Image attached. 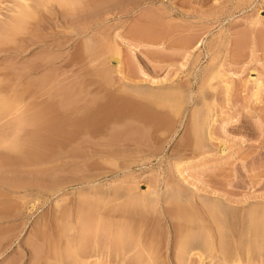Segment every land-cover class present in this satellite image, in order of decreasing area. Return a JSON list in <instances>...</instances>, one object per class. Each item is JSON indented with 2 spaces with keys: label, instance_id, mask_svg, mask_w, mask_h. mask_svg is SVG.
<instances>
[{
  "label": "rangeland",
  "instance_id": "rangeland-1",
  "mask_svg": "<svg viewBox=\"0 0 264 264\" xmlns=\"http://www.w3.org/2000/svg\"><path fill=\"white\" fill-rule=\"evenodd\" d=\"M24 1L0 0V264H264V0H64L71 20ZM124 97L152 119L117 117ZM93 107L112 122L74 134ZM35 111L59 139L33 137Z\"/></svg>",
  "mask_w": 264,
  "mask_h": 264
},
{
  "label": "bare ground",
  "instance_id": "bare-ground-1",
  "mask_svg": "<svg viewBox=\"0 0 264 264\" xmlns=\"http://www.w3.org/2000/svg\"><path fill=\"white\" fill-rule=\"evenodd\" d=\"M23 1H24V0H23ZM26 1H28V0H26ZM29 1H32V0H29ZM42 1H43V0H42ZM52 1H53V0H52ZM55 1H59L58 3H59V5L61 4V6L57 5ZM62 1H64V0H54V1H53V2L55 3L54 5H57V7H58V6L60 7V11H63V9L61 10V8H62ZM73 1L77 2L78 0H77V1H76V0H73ZM79 1H81V0H79ZM79 1H78V2H79ZM24 2H25V1H24ZM43 2H45V3H46V2L50 3V4H47V3H46L47 6H45V4H44V6H45L46 8H47V7L49 8V5H51V3H52L50 0H49V1H48V0H47V1H43ZM43 2L41 3V0H40V2L38 1V3H41V4H43ZM65 2H66V1H65ZM68 2H70V0H69ZM81 2H82V1H81ZM25 3H26V2H25ZM25 3L22 2V4H23L24 7H23L22 5H20L21 8H19V10L17 11V9H18V7H19V3H18V7L15 8V9H16V12L14 11V12L16 13V16L13 18V20H11V22L13 21V22L11 23L12 26H7V28H8V27L11 28V29H15V28H16V29H15V31H16V30H18L17 27H20V29H21V26L24 24V21H25V23H26V19H27L28 21L30 20V16H31L32 14L29 13L30 11L27 10V9L31 6V3H32V2H31L30 4L28 3L29 5H26V7H25V5H24ZM36 3H37V1H36ZM36 3H35V4H36ZM83 3H84V2H83ZM26 4H27V3H26ZM52 4H53V3H52ZM66 4H67V2L65 3V5H66ZM77 4H79V3H77ZM77 4H76V5H77ZM32 5H34V2H33ZM38 5H39V4H38ZM38 5L36 4V7H37ZM65 5H64V2H63V6H65ZM70 5H71V4H70ZM70 5H69V3H68V5L65 6V7H69V11L66 10L67 8H64L65 11H67V12H69V13L71 12V11H70V8H71ZM88 5H89V4H88ZM88 5H87V6H88ZM14 6H15V5H14ZM34 6H35V5H34ZM41 6H42V5H41ZM41 6H39L38 8H42V11L45 10V11L47 12V10L44 8V6H43V7H41ZM72 6H75V5L73 4ZM36 7H35V8H36ZM57 7H54V8H57ZM59 7H58V8H59ZM75 7H77V6H75ZM25 8H26V9H25ZM30 8H31V10H33L32 7H30ZM35 8H34V12H35ZM48 8H47V9H48ZM52 8H53V7H52ZM15 9H13V10H15ZM43 9H44V10H43ZM50 9H51V7H50ZM37 10H38V9H37ZM39 10H40V9H39ZM53 10H54V9H53ZM71 10H73V12H75V11L77 12V11H78V9H76V8H75V11H74V9H71ZM40 11H41V10H40ZM45 11H44V12H45ZM14 12H13V14H14ZM44 12H43L42 15H45V14H46V13L44 14ZM67 12L65 13V12L63 11V12H62L63 15H61V16H67V15H65V14H67ZM73 12H71V14H72ZM76 12H75L74 14H72L73 17L75 16ZM37 13H38V12L36 11V14H37ZM54 13H55V12H54ZM54 13H52V14L54 15ZM64 13H65V14H64ZM69 13H68V14H69ZM29 14H31V15L29 16ZM60 14H61V13H60ZM71 14H70L69 16H71ZM11 16H14V15H11ZM34 16H35V15H34ZM38 16H39V14H38ZM38 16L35 17V18H38V20H39V17H38ZM40 16H41V15H40ZM69 16H67L69 19H70V18H73V17H69ZM28 17H29V19H28ZM67 17H66V18H67ZM31 18H32V17H31ZM43 18H44V16H43ZM64 18H65V17H64ZM64 18H63V19H64ZM68 18H67V19H68ZM74 18H75V17H74ZM74 18H73V19H74ZM48 19H49V18H47V20H48ZM32 20H33V19H31V21H29V22H32ZM35 20H36V19H35ZM41 20H42V19H41ZM70 20H71V19H70ZM44 21H45V20H44ZM72 21H73V20H72ZM29 22H28V23H29ZM258 22H259V19L255 21L256 24H257ZM0 23H1V22H0ZM4 23H5V22H4ZM8 23H9V22H8ZM8 23L6 22V25H7ZM32 23L34 24V22H32ZM43 23H44V22H43ZM33 24H32V25H33ZM40 24H42V23H40ZM1 25H2V23L0 24V26H1ZM3 25H4V24H3ZM8 25H9V24H8ZM27 25H29V24H27ZM30 25H31V24H30ZM37 25H39V24H37ZM4 26H5V25H4ZM33 26H34V25H33ZM14 27H15V28H14ZM22 27H23V26H22ZM27 27H28V26H27ZM7 28H6V26H5L4 29H7ZM35 28H36V25H35ZM24 29L26 30V28H24ZM32 29H33V28H32ZM32 29H31V30H32ZM85 30H86V29H85ZM3 31H6V30H2L1 32H3ZM9 31H11V33H12V30H9ZM19 31L22 32V34H23V32H24V30L22 31V29L19 30ZM19 31H18V32H19ZM1 32H0V34H1V36H3V38H4V35H2ZM13 32H14V30H13ZM77 32H78V31H77ZM77 32H76V34H77ZM79 32H80V31H79ZM85 32L87 33V31H85ZM14 33H16V32H14ZM14 33H12V37L15 36V37H14L15 39H13V41H15V40L17 39L16 34L13 36ZM81 33H82V31H81ZM81 33H80V34H81ZM4 34H9V33H8V32H7V33L5 32ZM42 34H43V33H41V35H42ZM83 34H84V33H83ZM33 35H34V33H33ZM43 35H44V34H43ZM77 35H78V34H77ZM9 36H10V35H9ZM18 36H20L19 33H18ZM34 36H35V37H39L40 35L37 36V35L35 34ZM88 36H89V35H88ZM91 36H93V35H91ZM10 37H11V36H10ZM43 37H44V36H42V38H43ZM89 37H90V36H89ZM0 38H1V37H0ZM3 38L1 39V41H2V40H5L6 38H7V39H10V40L12 39V38H9L8 35H7V37H6L5 39H3ZM40 38H41V36H40ZM40 38H38V39H40ZM69 38H70V37H69ZM38 39H37V41H36L37 43H38ZM67 39H68V38H67ZM72 39H73V38H70V40H72ZM91 39H93V38H91ZM10 40H5V41H8V43H7L8 46H9V43H11V42H9ZM35 40H36V39H35ZM46 40H47V38H46ZM89 40H90V38H89ZM5 41H4V42H5ZM13 41H12V42H13ZM47 41H48V40H47ZM68 41H69V40H68ZM2 42H3V41H2ZM36 42H35V43H36ZM43 42H44V41H43ZM39 43L41 44V40H39ZM91 43H92V42H91ZM0 44H2V43L0 42ZM3 44H4V43H3ZM42 44H43V43H42ZM44 44H46V42H45ZM47 44H48V43H47ZM73 45H74V44H73ZM77 45H78V44H77ZM1 46H5V44H4V45H1ZM6 46H7V45H6ZM6 46H5V47H6ZM75 46H76V45H75ZM75 46H73V47L75 48ZM1 48H2V47H1ZM114 48H116V50H119V49H117V47H114ZM114 48H113V50H114ZM77 50H78V48H77ZM116 50H115V51H116ZM74 52H75V51H74ZM113 52H114V51H113ZM118 52H119V51H118ZM78 53H79V52H78ZM115 53H116V52H115ZM73 54H75V53H73ZM73 54H72V55H73ZM76 54H77V53H76ZM79 54H80V53H79ZM117 54H119V53H116V55H117ZM48 55H49V56H48ZM50 55H52V54H47V56H48V57H47V58H48V61H47V62H50V63H51L50 60H53L52 62H56V61H54V59H51V56H50ZM77 55H78V54H77ZM45 56H46V55H45ZM45 56H44V58H45ZM52 56H53V55H52ZM70 56H71V55H70ZM70 56H69V57H70ZM74 56H75V55H74ZM78 56H79V55H78ZM78 56H77V57H78ZM118 56H119V55H118ZM37 57H38V56H37ZM37 57H36V58H37ZM49 57H50V58H49ZM55 57H56V56H55ZM72 57H73V56H72ZM72 57H70V58H72ZM77 57H76V58H77ZM36 58H35L34 60H36ZM39 58H41V57H38V60H39ZM44 58H41V59H43L42 62H44ZM57 58H58V57H57ZM57 58H56V59H57ZM116 58H117V57H116ZM41 59L39 60V62L41 61ZM49 59H50V60H49ZM34 60H33V61H34ZM38 60H37V62H38ZM45 60H46V59H45ZM67 60H68V59H67ZM69 60H70V59H69ZM71 61H72V60H71ZM32 63H33V62H32ZM34 63H36V61H34ZM45 63H46V62H45ZM73 63H74V62H73ZM117 63H118V64H120V63L122 64L120 58L116 59V64H117ZM37 64H38V63H37ZM42 64H43V63L40 62V63L38 64V65H39V68H38V69L36 68L37 70H35V71L40 70V66H41V67L43 66ZM48 64H49V63H48ZM70 64H71V62H70ZM29 65H31V63H30ZM74 65H75V64H74ZM35 66H36V65H35ZM45 66H46V65H45ZM33 67H34V66L32 65V68H33ZM36 67H37V66H36ZM43 67H44V66H43ZM43 67H42V68H43ZM30 68H31V66H30ZM34 68H35V67H34ZM34 68H33V69H34ZM42 68H41V69H42ZM24 69H25V68H24ZM24 69H23V70H24ZM26 71H27V70H24V72H26ZM29 71H31V70H28V71L26 72V74H27ZM33 71H34V70H33ZM24 72H19V73H20V74L22 73V75H23V77H24V74H25ZM35 73H36V72H35ZM14 75L17 76L18 74L14 73ZM44 75H45V74H44ZM215 75H216V74H215ZM215 75H214V76H215ZM29 77H30V76H29ZM31 77H32V75H31ZM44 77H45V76H43V80L45 79ZM12 78H13V79H12ZM12 78L10 79V81H11V80L14 81V80H15L14 78H17V77H14V76H13ZM25 78H26V75H25ZM33 78H34V77H32L31 79L33 80ZM213 78H214V77H213ZM18 79H19V77H18ZM20 79L23 80V78H22L21 76H20ZM29 79H30V78H29ZM31 79H30V80H31ZM41 79H42L41 76H40L39 80H38V78H37V80H38L39 83H40ZM4 80H5V79H4ZM4 80H2V82L4 83V86H5V81H4ZM26 80H28V79H26ZM26 80H24V82H25ZM45 80H47V79H45ZM45 80H44V82H45ZM48 80H49V79H48ZM48 80H47V81H48ZM8 81H9V80H7V82H8ZM49 81H50V80H49ZM2 82H0V84H1ZM7 82H6V83H7ZM15 82H17V81L15 80ZM22 82H23V81H22ZM22 82H21V84L24 83V82H23V83H22ZM44 82L42 83L43 85H44ZM8 83H9V82H8ZM10 83H11V82H10ZM12 83H13V82H12ZM12 83H11V84H12ZM26 83L28 84V81H27ZM29 83H30V82H29ZM31 83H32V82H31ZM39 83H38V84H39ZM53 83H54V82H53ZM53 83H52V84L50 83V85H52L53 87H55V86L53 85ZM11 84H10V85H11ZM17 84H18V82H17ZM19 84H20V83H19ZM35 84H36V86H33V84H32V86H33V87H37V88L40 87L39 85H41V83H40V84L37 86V82H36V81H35ZM35 84H34V85H35ZM45 84L47 85V82H46ZM55 84L57 85L56 82H55ZM8 85H9V84H8ZM13 85H14V86H13ZM15 85H16L15 83L12 84L13 87H15ZM46 85H44V86H46ZM227 85H228V84H226L225 86H227ZM21 86H22V87H23V86H24V87H25V86L27 87L26 84H25V85L23 84V85H21ZM21 86H17V87H21ZM32 86H31V88H32ZM44 86H42L43 88H42V87L39 88L40 91L36 89V90H37V93H38V94H37V100H38V101H36V103L39 104V105H40L41 103H43L45 100L47 101V99H48V98H46V96H45V95H47V92H46V91H43L44 88H45ZM9 87L11 88V86H9ZM24 87H23V88H24ZM28 87H30V86L28 85ZM56 87H57V86H56ZM229 87H230V86H229ZM259 87H261V85H259ZM5 88H8V87L5 86L3 89H5ZM23 88H22V89H23ZM48 88H51V87H48ZM48 88H46L45 90H47ZM16 89H17V88H16ZM28 89H29V88H28ZM226 89H227V87H226ZM228 89H229V88H228ZM20 90H21V89H20ZM30 90H31V89H30ZM36 90H34V91H36ZM0 91H1V89H0ZM3 91H4V90H3ZM6 91H7V90H6ZM6 91H4V92H6ZM10 91H12V90L10 89ZM15 91H16V90L14 89V92H15ZM18 91H19V90H18ZM22 91H23V90H22ZM26 91H27V90H26ZM34 91H33V92H34ZM38 91H39V92H38ZM14 92H13V93H14ZM23 92H24V91H23ZM29 92H30V91H29ZM29 92H28V93H29ZM31 92H32V90H31ZM7 93H8V92H7ZM10 93H11V92H10ZM15 93H16V92H15ZM34 93H35V92H34ZM108 93H109V91H108ZM108 93H106L107 99H108V96L110 95V93L113 94L112 92H110L109 95H108ZM139 93H140V92H139ZM11 94H12V93H11ZM32 94H33V93H32ZM35 94H36V93H35ZM140 94H141V93H140ZM114 95H115V94H114ZM35 96H36V95H35ZM47 96H48V95H47ZM33 97H34V96H33ZM110 97H111V96H110ZM112 97H113V96H112ZM112 97H111V99H112ZM116 97H117V96H116ZM116 97L114 98V101H112V100H110V101H112V102L115 103V99H116ZM176 97H177V96H176ZM35 98H36V97H35ZM35 98H34V101H35ZM124 98H125V97H124ZM128 98H129V97H127V99H128ZM131 98H132V97H131ZM117 99H118V98H117ZM125 99H126V98H125ZM127 99H126V101H125L126 106L124 105V106H125V111L121 109V112H119V113L117 112V113L119 114L117 117H119L120 115H122V114L125 112V117H128V118H125V119H130V118H131L130 120H134V119H136V121H137V119H138V121H139V118L141 117V113L144 114V113H146L147 111H146V112H143V110L145 109L144 106H142L143 108L141 107V109H143V110H141V109H140V106H141V105H140V106H139V105H136V104L138 103V101H137V103L133 106V104H130V103L128 102L129 99H128V101H127ZM133 99H135V98H133ZM178 99H179V97H178ZM180 99H181V98H180ZM1 100H2V104H0V105H1V106L5 105V106L7 107V106H8V104L6 105V102H7V101L4 100L5 102H3V98L0 99V101H1ZM130 100H131V99H130ZM138 100H139V98H138ZM140 100H141V99H140ZM140 100H139V101H140ZM168 100H169V101H172V100H170L169 98H168ZM46 101L44 102L45 104H47V102H48V101H47V102H46ZM108 101H109V100H108ZM120 101H121V99H120ZM123 101H124V100H123ZM123 101H121L120 104H121ZM131 101H132V100H131ZM131 101H130V102H131ZM133 101H134V100H133ZM135 101H136V100H135ZM135 101H134V102H135ZM176 101H177V100H176ZM127 102H128V103H127ZM140 102H141V101H140ZM172 102H173V101H172ZM0 103H1V102H0ZM34 103H35V102H34ZM36 103H35V104H36ZM108 103H109V102H108ZM114 103H113V104H114ZM141 103H142V102H141ZM176 103L180 105V103H182V102H180V103L176 102ZM109 104H111V103H109ZM177 104H175V105L177 106ZM32 105H33V104H32ZM107 105H108V104H107ZM116 105H117V104H116ZM121 105L123 106V103H122ZM179 105H178V106H179ZM33 106H36V105H33ZM42 106H43V105H42ZM83 106H84V105H83ZM83 106L81 107V109L79 108L78 110H82ZM85 106H86V105H85ZM88 106H89V105H88ZM88 106H87V107H88ZM105 106H106V105H105ZM119 106H120V105H119ZM178 106H177V107H178ZM44 107H45V105H44ZM87 107H86V108H87ZM89 107H90V106H89ZM108 107H109V106H108ZM117 107H118V106H117ZM208 107H209V106H207V108H208ZM42 108H43V107H42ZM86 108H85V109H86ZM90 108H91V107H90ZM94 108H95V109H96V108L98 109V107H93V108H92L93 110L90 109L89 111H86V112L84 111V113L82 112V111H83V110H82V111H80V112H82L84 115L81 114V115H80L81 117H78V118H77V115L75 114V116H76L77 119L75 118L74 115H73V116H74L75 119H72L73 117H72L71 119H67V121H68V125H69V124H72L71 126H73V125L75 126V127L73 126L74 128L72 127V128L74 129V131H75V132H73L74 134H75L77 131H78V132L81 131V134H82V131H83L84 133H83L82 135H84V134H88V133H89V134H90V133H91V134H92V133H96V134H97V131H98V133H100V132H99V130H100V126H102L101 124H103V123H107V122H108V119H109L108 116H110V113H109V114H107V113L102 114V113H104V112H102V111H104V110L106 109L105 107H102V108L100 107V108H101L100 110H94ZM103 108H104V109H103ZM112 108H114V105H113ZM209 108H210V107H209ZM115 109H116V107H115ZM210 109H211V108H210ZM74 110H75V109H74ZM74 110L71 111L72 114H73V111H74ZM107 110H109V108H108ZM113 110H114V109H113ZM118 110H119V107H118L117 111H118ZM208 110H209V109H208ZM41 111H42V110H41ZM41 111H40V112L38 111V112L41 113ZM44 111H46V110H44ZM119 111H120V110H119ZM35 112H36V111H35ZM76 112H77V110H76ZM108 112H112L111 115L114 114L112 110H111V111L109 110ZM114 112L116 113V110H114ZM42 113H43V112H42ZM74 113H75V112H74ZM149 113H150V112H149ZM149 113H148V114H149ZM205 113H206V112H205ZM205 113H204V116H205ZM208 113H209V112H208ZM31 114H32L31 116L35 115L34 112L31 113ZM72 114H70V117H71ZM148 114H146V115H148ZM152 114H153V113H152ZM152 114H151V115H152ZM29 115H30V114H29ZM29 115H28V116H29ZM43 115H45V113H44ZM66 115H67V114H66ZM66 115H65V116H66ZM151 115H150V116H151ZM209 115H210V114H209ZM28 116H26V117H28ZM31 116L28 117V119L32 118ZM40 116H41V115H39V118H38V119H40ZM68 116H69V115H68ZM113 116H116V115H113ZM123 116H124V115H123ZM148 116H149V115H148ZM148 116H145V117L147 118ZM150 116H149V117H150ZM200 116H201V115H200ZM211 116H212V115H211ZM37 117H38V113L36 112V117L32 118V119H33L32 123H29V121H30L31 119H30L28 122L26 121V120H28L27 118H26L25 120L22 119V120H23L22 122L24 123V125H25L26 123H28L29 125L32 124L33 127L30 128V129L32 130L33 137H34V136H35V137H38L37 134L39 135V133L42 132V134H41L42 137H43L44 134H46V135L44 136V138H45V137H48V140H50V138H51V140L54 139V136H53V137H49V136H51V135H53V134H54V135L56 134V135H55V137H56L55 139H56V140L59 139V137H58V131H60L61 128H60L58 125H60V124L57 123V124H58V125H57L58 127L55 128L54 125H53V124H55V123H53L52 125H53L54 128H53V127H52V128H53L54 130H52V132L49 133L50 135H48V132H49L50 130L47 129V127H46L47 125L44 123V121L42 122L41 119H40L41 123H40V121H39V123H38V121H37ZM43 117H44V116H43ZM66 117H67V116H66ZM149 117H148V118H149ZM156 117H157V116H156ZM156 117L154 116L153 119L156 118ZM201 117H202V116H201ZM201 117H200V118H201ZM24 118H25V117H24ZM46 118H47V117H46ZM114 118H115V117H114ZM119 118H120V117H119ZM121 118H122V116H121ZM121 118H120V119H121ZM132 118H134V119H132ZM141 118H142V120H143V117H141ZM146 118H144V120H145ZM157 118H158V117H157ZM157 118H156L155 120H158ZM200 118H199V117L197 118V120H198L199 122H200V120H199ZM203 118H204V117H203ZM203 118H202V119H203ZM209 118H210V117H209ZM60 119H62V117H61ZM117 119H118V118H117ZM123 119H124V118H123ZM123 119H122V120H123ZM150 119H152V116H151ZM202 119H201V121H202ZM204 119H205V118H204ZM206 119H207V118H206ZM206 119H205V121H206ZM46 120H47V119H46ZM48 120H49V119H48ZM64 120H65V119H64ZM111 120H112V119H111ZM111 120H110L108 123L112 122ZM114 120H115V119H114ZM114 120H113V121H114ZM122 120H121V122H122ZM144 120H143V121H144ZM148 120H149V119H148ZM209 120H210V119H209ZM25 121H26V123H25ZM62 121H63V119H62ZM65 121H66V120H65ZM134 121H135V120H134ZM152 121H153V120H151L150 123H151ZM203 121H204V120H203ZM207 121H208V120H207ZM22 122H20V124H19L20 126L22 125ZM30 122H31V121H30ZM48 122H49V121H48ZM145 122H147V120H146ZM155 122H156V121H155ZM155 122H152V124L155 123ZM209 122H210V121H209ZM209 122H208V123H209ZM49 123H50V122H49ZM49 123H48V124H49ZM65 123H67V122H65ZM116 123H119V121H118V122L116 121ZM158 123H159V122H157L156 124H158ZM196 123H197L198 126L195 125L196 127H194L193 129H196V131L199 132V134H197L196 131L194 130L195 133H196V134H195V133H194V134L197 136V135H201V134L204 132V131H202V130L204 129L203 127H205V130H207V128H206V126H205V125H206L205 122H204V123H199V124H198V122H196ZM206 123H207V122H206ZM28 124L25 125V126H27L26 128H28V126H29ZM63 124H64V123H63ZM63 124L61 125L62 127L64 126ZM99 124H100V126H99ZM112 124H113V123H112ZM156 124H154V126H155ZM209 124H210V123H209ZM55 125H56V124H55ZM68 125H67V126H68ZM105 125H107V124H105ZM25 126H24V128H25ZM69 126H70V125H69ZM207 127H208V126H207ZM49 128H50V127H49ZM59 128H60V129H59ZM65 128H66V126H65ZM67 128L69 129V128H71V127H67ZM21 129H22V128H21ZM50 129H51V128H50ZM73 129H72V130H73ZM101 129H103V128H101ZM63 130H64V128H63ZM65 130H66V129H65ZM65 130H64V131H65ZM72 130H71V132H72ZM208 130H209V129H208ZM208 130H207V131H208ZM25 131H26V129H25ZM69 131H70V130H69ZM69 131H68V132H69ZM207 131H205V134H208ZM27 132H29V130H27ZM30 132H31V131H30ZM68 132H67V135L69 136V133L71 134V132H69V133H68ZM85 132H86V133H85ZM201 132H202V133H201ZM59 133L61 134V131H60ZM116 133H117V132H116ZM116 133H115V134H116ZM27 134H28V133H27ZM34 134H36V135H34ZM79 134H80V133H77L78 136H79ZM81 134H80V135H81ZM31 135H32V134H31ZM31 135L29 134L28 137L31 136ZM62 135H63V134H62ZM67 135H66V136H67ZM77 135H72V134H71L72 137H74V136L77 137ZM92 135H93V134H92ZM203 135H204V133H203ZM203 135H202V136H203ZM209 135H211L210 132H209ZM114 136H116V135H114ZM33 137H32V138L29 137V138L32 139V140L30 139L31 144L34 145L36 139L34 140L35 137H34V138H33ZM42 137L40 136V138H42ZM72 137H71V138H72ZM200 137H201V136H200ZM200 137H197V138L199 139ZM29 138H28V139H29ZM38 138H39V137H38ZM40 138H39V139H40ZM44 138H43V139H44ZM67 138H70V137H67ZM195 138H196V137H195ZM39 139H38V141H39ZM200 139H201V138H200ZM33 140H34V142H33ZM45 140H47V138H45ZM45 140H43V142H42V140H41V142H42L41 145H42V144L44 145L45 142H48V141H45ZM38 141H37V142H38ZM44 141H45V142H44ZM54 141H55V140H54ZM201 141H202V140H201ZM50 142H53V141H50ZM55 142L57 143V141H55ZM198 142H199V141H198ZM38 143H39V142H38ZM35 144H36V143H35ZM51 144H53V143H51ZM51 144H50V145H51ZM41 145H38V146L41 147L42 149H43V147H44V152L46 153L47 150L45 151V148H46L47 146L45 147V146H43V145L41 146ZM46 145H48V144H46ZM52 146H55V144H53ZM57 146H58V144H57ZM57 146H55V147H57ZM30 147H31V146H30ZM34 147H35V146H34ZM34 147H33L32 149H34ZM41 148H40V149H41ZM47 148H48V147H47ZM47 148H46V149H47ZM35 149H37V148H35ZM50 149H51V148H50ZM37 150H38V149H37ZM37 150H36L35 153L38 154L40 151L37 152ZM42 152H43V151H41L40 154H41ZM50 152L52 153L51 150H50ZM35 153H34V151H32V154H34V159H35V157H37V156H35ZM45 153H44V156H45ZM47 153H48V151H47ZM47 153H46V155H47ZM37 154H36V155H37ZM48 154H49V153H48ZM32 156H33V155H31V158H32ZM41 156H42V155H41ZM38 157H40V155H39ZM41 158H42V157L37 158L36 160L39 161ZM32 161H33V160H32ZM34 161H35V160H34ZM38 161H37V162H38ZM31 207L33 208V205H31ZM255 211H256V210H255ZM249 213H250V211H249ZM249 213H247V214H248V217L250 218V216H249L250 214H251V216H252V217L250 218L251 220L249 221V222H250V226H251V227H249V228H251V232H252L254 229H252V225H253V224H252L251 221H253L252 218H254V216H253V213H254V212H253V213L251 212L250 214H249ZM256 213L258 214L257 211H256ZM256 213H255L254 215H256ZM259 214H261V215H258V216H257L258 218H257L256 221H254V223H256V222L258 221V219L262 218V217H259V216H264V215H263L264 213L262 214L261 212H259ZM255 217H256V216H255ZM254 219H255V218H254ZM262 219H263V218H262ZM248 220H249V219H248ZM263 220H264V219H263ZM263 220H261V221H263ZM249 222H248V223H249ZM263 222H264V221H263ZM258 223L260 224V220H259ZM258 223H256V226L258 225ZM248 225H249V224H248ZM253 226H255V224H254ZM261 226H262V223H261ZM263 226H264V225H263ZM258 227H259V226H258ZM258 227H256V229H257ZM259 229H260V228H259ZM248 230H249V229H248ZM261 230H263L262 227H261ZM261 230H260V231H261ZM255 231H256V230H255ZM253 232H254V231H253ZM256 232H257V231H256ZM256 232H255V234H256ZM258 232H259V230H258ZM249 233H250V231H249ZM260 233H261V232H260ZM263 233H264V232H263ZM251 234H252V233H251ZM256 236H257V235H256ZM258 236H259V235H258ZM250 237H251V236H250ZM118 238H120V237H118ZM118 238L116 237L117 240H116V239H115V240H116V241H119ZM255 238H256V237H255ZM255 238H254V239H255ZM252 239H253V238H252ZM116 241H115V242H116ZM120 242H121V239H120L119 243H120ZM116 243H117V242H116ZM248 247H249V246H248ZM247 249H248V252H249L250 249H249V248H247ZM186 250H187V249H186ZM188 252H189V251H188Z\"/></svg>",
  "mask_w": 264,
  "mask_h": 264
}]
</instances>
